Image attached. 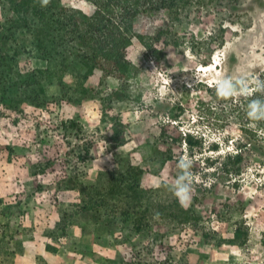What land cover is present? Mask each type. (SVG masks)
<instances>
[{"label": "rangeland", "instance_id": "rangeland-1", "mask_svg": "<svg viewBox=\"0 0 264 264\" xmlns=\"http://www.w3.org/2000/svg\"><path fill=\"white\" fill-rule=\"evenodd\" d=\"M64 3L95 12L85 0ZM10 17L8 0H0V264L23 254V264H264L263 165L251 162L234 185L203 163L247 142L243 124L222 118L208 91L224 77L255 81L264 73V0H218L180 20L140 16L137 34L168 35L157 56L133 41L123 81L64 63L48 45L43 52L37 23L23 27ZM114 91L126 100L109 98ZM70 121L78 132L63 129ZM185 133L202 138L206 152L192 161V199L181 206L169 186L181 158L190 159L178 143ZM129 163L145 171L149 212L124 217V209L103 207L83 217L74 207L80 190ZM191 206V224L167 217ZM138 216L147 221L137 231ZM237 225L249 230L246 246L204 238L230 239Z\"/></svg>", "mask_w": 264, "mask_h": 264}, {"label": "trees", "instance_id": "trees-1", "mask_svg": "<svg viewBox=\"0 0 264 264\" xmlns=\"http://www.w3.org/2000/svg\"><path fill=\"white\" fill-rule=\"evenodd\" d=\"M85 1L94 6V13L65 4L64 0H51L47 7H41L40 0H8L10 14L14 16L10 17L8 21L23 27L29 26L33 22L37 23L38 39L43 52H48L45 49L48 45L56 51L57 56L62 58V62L77 63L89 72L100 70L105 77H113L119 81H123L132 70L127 50L135 39L139 40L148 52L157 56L160 55V52L156 44L163 41L168 35L164 29H161L155 37L137 34L135 26L140 16L164 13L175 20H180V17L191 8L208 11L218 2V0ZM173 44L178 47V43L173 42ZM257 80L264 81V73H261ZM208 92L217 102L222 118L243 124L241 132L247 136V142L236 144V151L226 153L221 160L220 158H206L203 163L208 169H213L216 173L220 172L228 179V182L235 180L234 185H236L238 178L244 174L251 162L258 160L264 168V139L257 136V129L264 128V121L258 123L257 129L245 127L251 123L247 117L249 100L262 94L254 91L249 96H237L230 100H224L217 97V94L214 95L216 87ZM109 98L116 101L126 100L123 91H114ZM101 101L104 106L106 99L103 98ZM78 127L79 124L75 121L63 124L65 130ZM121 128H123L122 125L114 123L115 134L117 133L118 137L122 136ZM79 130L78 128L77 132ZM178 143L191 161L206 152V144L203 139L190 133H185ZM122 145L123 142L117 143V146ZM91 150L92 146L89 145L86 150L87 156L90 155ZM212 151L218 152L219 149L215 147ZM168 153L172 158V151L170 150ZM144 172L142 168L129 163L126 165L124 173L111 172L109 176L108 174L103 175L99 177L95 185L85 186L80 190L82 199L74 207L80 209L85 218L89 217L87 216L89 211H95V214H98V209L103 207H112L115 211L124 209V217H132L137 214V210L141 209L147 213L149 207L144 205L143 197L148 191L141 186ZM194 216V206L189 209L180 208L167 215L171 222L176 221L184 225L191 224L195 220ZM132 220L138 231L142 230L143 222L145 223L147 218L142 220L138 216ZM64 222L66 221L63 220V224ZM56 226L60 228L62 223H58ZM232 235L230 239H224L213 233L212 235L205 234L204 238L210 243L211 238L215 236L214 244L217 246L228 244L243 247L248 243L249 230L245 227L237 225Z\"/></svg>", "mask_w": 264, "mask_h": 264}, {"label": "clouds", "instance_id": "clouds-1", "mask_svg": "<svg viewBox=\"0 0 264 264\" xmlns=\"http://www.w3.org/2000/svg\"><path fill=\"white\" fill-rule=\"evenodd\" d=\"M51 0H40L41 7H47ZM251 85V86H250ZM259 92L262 95L250 99L247 104V117L250 127L257 129L259 122L264 121V81H249L246 78L233 79L224 77L217 81V97L230 100L237 96H249L253 92ZM257 136L264 139V128L257 129ZM177 167L180 172L174 182L169 186V190L177 198L181 206H187L192 199L194 174L191 171L192 161L181 158Z\"/></svg>", "mask_w": 264, "mask_h": 264}, {"label": "crops", "instance_id": "crops-1", "mask_svg": "<svg viewBox=\"0 0 264 264\" xmlns=\"http://www.w3.org/2000/svg\"><path fill=\"white\" fill-rule=\"evenodd\" d=\"M24 255V254H23ZM18 255L17 257H16V259H15V264H23V262H24V259H26V256L27 255ZM34 260V259H33ZM35 261V260H34Z\"/></svg>", "mask_w": 264, "mask_h": 264}]
</instances>
